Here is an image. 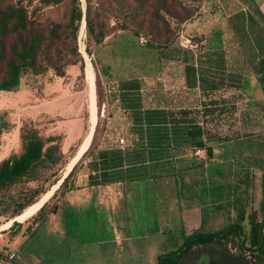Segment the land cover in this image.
I'll use <instances>...</instances> for the list:
<instances>
[{
  "label": "trees",
  "instance_id": "trees-1",
  "mask_svg": "<svg viewBox=\"0 0 264 264\" xmlns=\"http://www.w3.org/2000/svg\"><path fill=\"white\" fill-rule=\"evenodd\" d=\"M104 1L84 0L82 4V0H0V91L19 92L23 79L30 74L35 77H31L32 80L35 81L37 78L39 80V83L31 85H39L50 72L57 76H65L68 68L78 65L79 62L80 74L77 79L78 81L81 79L84 84V57L78 45V34L84 20L85 48L88 54L93 53V49L102 45L117 29L130 30L131 39L140 34L145 35L148 38L146 43L148 48L163 50L170 48L173 43L175 28L171 25L170 19L180 24L192 18L197 10L200 13L206 0H131L135 2L134 7L117 27L110 26L109 12L115 4L126 6L129 1L108 0L107 3ZM63 2L67 4L64 20L42 19V11L46 7ZM150 2L151 11L145 9ZM252 3L256 7L255 12L264 22L263 12L253 0ZM148 14L157 22L164 21L165 28L161 29L159 23L155 21H148L151 29L150 31L146 29ZM253 16H256L255 13ZM237 17L243 20V13L240 11ZM256 21L262 24L259 19ZM143 31L146 34L142 33ZM190 40L193 42L192 38ZM195 41L198 49L194 62L199 67L228 71L223 30L219 26L207 34L202 33ZM183 60L189 62L185 57ZM94 64L99 71L96 72L95 81L98 109L103 103L109 108L110 101L113 100L117 114L120 108L128 111L127 116L123 118L128 123L131 122V125L125 131L120 124L114 125L112 118H118V115L111 114L109 110V120L103 118L98 134L97 124L93 141L101 135L104 139L119 143V135H125L126 141L131 142L124 149L125 156L122 149L103 154L111 158L113 167L121 166L126 157L131 180L141 176L144 178L166 176L182 170L183 165L177 167L169 159L173 140L191 142L194 150L204 148L212 155L211 142L231 139L229 134L219 130L218 120L228 114L234 115L237 110L235 93L226 96L224 92L219 91L221 83L219 88L203 87L199 94L200 105L196 106L165 105L156 98H153V102L156 103L154 106H145L144 91L139 86L131 85L121 89L114 82L105 85L106 100L100 101L101 94L103 99L101 77H111V73L110 68L99 63L98 59L94 60ZM261 69L257 81L264 96V65ZM186 71L188 86H197L199 77L194 63H189ZM83 84H77L76 88H83ZM169 94L173 100L178 99L173 91ZM260 117L264 124V109ZM26 121L27 123L20 129L19 148L0 159V215L9 214L13 218L22 214L28 206L47 192L41 187L46 180L53 179V182L56 180L54 184L57 182L60 171L77 148L73 146L68 153L63 152V133L47 132L49 123L52 122L50 118L36 120L27 118ZM184 124L187 125L186 128L181 127ZM11 126L5 116L0 115V139ZM259 149L263 151V146H259ZM146 155L149 156V160H156L143 163ZM73 171L74 169L62 181L61 190L66 187L72 188L68 181ZM222 172L223 170H219V173ZM234 172L246 173L247 167L243 165L239 169H234ZM29 183H36L37 186L33 187ZM56 194L55 192L52 196ZM235 205L236 215L233 219L214 230L184 234L175 248L157 256V264H264V203L259 209L253 208L250 212L247 211V203L241 200L235 202ZM45 207L46 203L35 215L40 217L37 224L39 222L41 224L47 217L44 213ZM21 227L22 223L14 220L9 229L15 233Z\"/></svg>",
  "mask_w": 264,
  "mask_h": 264
},
{
  "label": "rangeland",
  "instance_id": "rangeland-1",
  "mask_svg": "<svg viewBox=\"0 0 264 264\" xmlns=\"http://www.w3.org/2000/svg\"><path fill=\"white\" fill-rule=\"evenodd\" d=\"M128 1L129 4L126 6L119 4L113 6L109 12L110 26L120 25L122 19L134 7L135 2ZM107 2L108 0L104 1V3ZM151 5L152 2L145 9L151 11ZM66 8L65 2L46 7L42 11L41 17L43 20L51 18L55 21H62ZM121 8L123 10L120 11ZM255 10V5L249 0H206L200 13L197 10L192 18L180 24H176L174 20L170 19L171 25L175 28L172 36L173 43L170 48L163 50L150 49L146 44L140 43L139 36L131 39L132 32L130 30L117 29L114 34L105 39L102 45L95 47L93 53L88 54L85 48V24L82 23L78 34V45L84 57V84H89L86 75L89 61L93 66L95 81L96 72L99 73L96 64H94L95 59L110 68L111 77L102 78L100 76L103 89V99L101 94L100 101L106 100L105 85L108 86L113 82L121 89L131 85L139 86L144 91L145 98H143L148 105L152 104L151 98H156L165 105H200L199 92L202 88L211 86L219 88V83L222 84L219 91L224 92L226 96L230 95L229 93H235L237 110L234 115L228 114L225 117H220L221 122L218 120L219 130L224 134H229L232 139L220 142L218 146L219 170H223L222 174L219 173V183L224 184L219 187V197L224 200L225 204V210H219L218 227L235 217L236 205L231 201L236 199V202L241 200L243 203H247L248 212L253 208L259 209L264 203V124L260 117L264 109V96L256 80L264 65V61H261L264 58V22ZM240 11L243 13V20L237 17ZM253 13H255V17ZM256 19H259L262 24L260 25ZM148 21H155L159 23L161 29L165 28L164 21L157 22L148 14L145 28L149 31L151 28L148 26ZM216 26L223 30L228 66V71L225 72L199 67L194 62L198 49L195 39L199 38L202 33H209ZM142 33L146 34L145 31ZM186 38L193 39V47L183 44ZM184 57L194 63L200 82L202 80L203 83V85L199 83L200 85L191 87V98L184 93L186 85L182 68L184 64L177 62L178 60L183 61ZM78 65L80 66L81 62ZM75 74L78 77L80 71H76ZM65 76L67 78L70 75L66 73ZM31 77L33 76L30 74L23 79L21 89L17 93L0 91V115H4L12 125L10 130L1 136L0 159L7 157L12 151L19 148L20 129L27 123L25 115L30 114L28 103L32 100V96L24 90L31 84L39 83L38 78L34 81ZM206 79H212V81ZM76 84L81 85L83 82L76 78ZM173 90H176L181 96L186 95V97L173 100L169 94ZM65 95L68 97L70 92ZM82 95L73 99L74 103L68 105L64 112L68 119L77 120V123L81 117L80 110L85 105H90L89 95L87 93ZM102 105L98 110V130H96L97 124L95 127L97 134L100 132L103 120L101 117ZM109 110L116 112L113 100L110 101ZM89 118V113L86 110L81 117L84 121L82 139L89 132L91 125ZM119 121L125 124L122 120ZM71 126L75 127L74 122ZM249 136H254L252 142H241ZM238 137H242V139L237 140ZM259 146H263V151L259 149ZM233 148L238 152L236 155L231 154ZM223 151L227 153V160L221 156ZM248 152L251 154L248 155ZM241 165L247 167V172L235 173L234 169L241 168ZM65 168L60 171L58 176L63 174ZM246 178L249 180L245 181ZM240 179L243 180L240 181ZM52 182L53 179L46 180L41 186L42 189L48 191L54 184V182L51 184ZM225 184L231 187L236 185L238 187H236V191L240 195H228L227 192H232V189ZM29 185L37 186L36 183H29ZM55 199L56 196H51L46 200L44 210L46 216L53 214ZM37 211L25 221H19L23 226L15 233L9 229L11 225H5L13 217H10L9 214L0 215V264H157V255L171 250L181 240L180 231L177 230L169 239L168 236H164V239H157L156 236L151 239L133 237L123 246L115 242L101 243L98 242L99 239H87L85 244L79 242V239H73L75 242L69 243L68 247V245L58 243L55 231L52 229L54 226L49 220L44 222L42 220L43 223L37 224L40 218L35 216ZM143 214L145 219L142 222L146 227H149L148 230L154 228L156 220L152 217V213L144 211ZM28 225L29 227H27ZM138 229L133 231L136 233L139 231Z\"/></svg>",
  "mask_w": 264,
  "mask_h": 264
},
{
  "label": "crops",
  "instance_id": "crops-1",
  "mask_svg": "<svg viewBox=\"0 0 264 264\" xmlns=\"http://www.w3.org/2000/svg\"><path fill=\"white\" fill-rule=\"evenodd\" d=\"M253 2L259 6L264 14V0H253ZM261 61H264V58ZM177 62L184 64L182 67L184 70L183 78L187 83L186 66L192 62L184 60H178ZM76 71H80L79 65L68 68L67 74L70 76L67 78L50 72L40 81L39 85H31L28 88L25 87L24 90L32 96V100L28 103L30 114L25 115L26 118L34 120L50 118L52 122L49 123L47 132L63 133V152L68 153L73 146L77 147L74 154L69 157L63 174L55 183L57 184L55 189L57 194L54 211L45 219L49 220L54 226L52 229L55 231L58 243L69 247V243L73 244L75 242L73 239H79V242L84 244L87 243V239H99L98 242L101 243L115 242L123 246L133 237H136V239H143V237L151 239L156 236L157 239H164V236H168L169 239L173 232L178 230L182 240L184 234L193 231L219 228L217 226L219 210H225L224 200L219 197V187L224 186V184L219 183L218 146L220 142L210 143L213 146V154L209 155L204 148L194 150L191 142L173 140L171 144L173 148L170 151L169 159L177 167L183 165V169L171 175L151 178L141 176L136 177L134 180L129 177L126 157H124L121 166L113 167L111 158L107 154H103L106 152L111 153L115 149H122L125 156L124 149L131 143L129 140L120 144L110 139H104L99 135L93 141V134L89 145L79 155L88 134L82 139L81 133L84 129V121L81 117L87 110L90 121L92 111L95 109L98 120L99 109L95 77L92 85L88 79L89 84H83V88L77 89V84L75 85ZM206 80L212 81V79ZM215 80L217 79L215 78ZM198 82L203 85L202 80L200 82L199 79ZM188 85L187 83L185 86L187 90L184 89V93L191 98L192 88ZM68 92H70V95L67 97L65 94ZM173 92L176 93L175 97L178 99L186 97V95H179L176 90H173ZM84 93L89 95L90 105H85L80 110L79 115L81 117L79 116L77 123V120L68 119L64 112L67 110L68 105L74 103L73 99L83 96ZM150 100H152L151 105L154 106L156 103L153 102L152 98ZM144 105L149 106L145 99ZM120 110L123 111L124 109L120 108ZM107 111H109V108ZM116 112L111 113L118 115L119 118H112L114 125L121 123L119 120L125 121V124H120L125 131L131 125V122L128 123L121 112L118 114ZM126 112L128 113V111ZM73 122L75 127L71 126ZM181 127L186 128L187 125L184 124ZM253 138L254 136H249L241 142H250L253 141ZM241 139L242 137L237 138V140ZM237 153L233 148L231 154L236 155ZM247 154L251 153L248 152ZM77 156L78 158L74 160ZM221 156L227 160V153H224V151ZM155 160H149V156L146 155L143 163L154 162ZM72 169L74 171L68 181L72 188L66 187L61 190L62 181ZM242 180L240 179V181ZM248 180V178L245 179V181ZM227 187L231 186L227 185ZM236 187V185L232 186V192L228 191V195H240L236 191ZM231 202L235 203L236 199ZM144 211H150L152 217L156 220V226L150 230L142 222L145 219ZM133 228H139V231L135 233Z\"/></svg>",
  "mask_w": 264,
  "mask_h": 264
},
{
  "label": "bare ground",
  "instance_id": "bare-ground-1",
  "mask_svg": "<svg viewBox=\"0 0 264 264\" xmlns=\"http://www.w3.org/2000/svg\"><path fill=\"white\" fill-rule=\"evenodd\" d=\"M83 24H85V20L83 21ZM94 77H95V75H94V71H93V66H92L91 62L89 61L88 62V67H87V78L89 79V81H91V85L93 84ZM92 94H93V92H92ZM90 121H91L90 129H89V132H88V134H87V136H86V138H85V140L83 142V145H82V148H81V150L79 152V155L84 149H86V147L89 145V143H90V141H91V139L93 137V134H94V131H95V127H96V124H97V114H96L95 109H93V111H92V115H91ZM78 156L74 160H76L78 158ZM56 187H57V184H55L52 187V189L47 191L38 201H36L33 204H31L30 206H28L24 210V212L22 214H20V215L14 217L13 219L9 220L5 225L10 226L15 219L18 220V221H21V222H23L26 219H28L33 213H35L37 210L40 209L41 205H43L49 197H51L53 195L54 190L56 189Z\"/></svg>",
  "mask_w": 264,
  "mask_h": 264
},
{
  "label": "built area",
  "instance_id": "built-area-1",
  "mask_svg": "<svg viewBox=\"0 0 264 264\" xmlns=\"http://www.w3.org/2000/svg\"><path fill=\"white\" fill-rule=\"evenodd\" d=\"M138 38H139L140 43H142V44L148 43V38L145 37L144 35L140 34ZM183 44H186V46L189 45V46L193 47V44H192V42H191V40L189 38H186ZM107 110H108L107 104L103 103L102 110H101V117L104 118V119L109 120L108 111ZM119 112H121V114H123L124 117L127 115L126 110H123V111L120 110ZM118 141H119L120 144L125 143L126 142L125 135L124 134H120L119 137H118Z\"/></svg>",
  "mask_w": 264,
  "mask_h": 264
},
{
  "label": "water",
  "instance_id": "water-1",
  "mask_svg": "<svg viewBox=\"0 0 264 264\" xmlns=\"http://www.w3.org/2000/svg\"><path fill=\"white\" fill-rule=\"evenodd\" d=\"M55 192H56V190L54 191V193H55ZM54 193H53V194H54ZM41 206H42V205H41ZM40 208H41V207H40ZM15 220H16V219H15Z\"/></svg>",
  "mask_w": 264,
  "mask_h": 264
}]
</instances>
